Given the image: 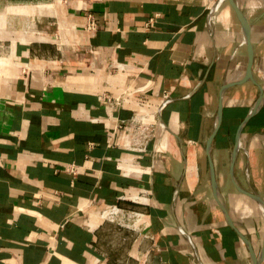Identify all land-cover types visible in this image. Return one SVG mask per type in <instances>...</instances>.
I'll return each instance as SVG.
<instances>
[{
	"label": "crops",
	"instance_id": "0c3cea01",
	"mask_svg": "<svg viewBox=\"0 0 264 264\" xmlns=\"http://www.w3.org/2000/svg\"><path fill=\"white\" fill-rule=\"evenodd\" d=\"M218 1L0 0V264H251L238 231L259 253L264 214L231 163L239 138L234 176L264 188V105L239 135L264 87V0H236L256 82L229 0L209 21ZM165 92V126L131 149L122 121L156 122Z\"/></svg>",
	"mask_w": 264,
	"mask_h": 264
},
{
	"label": "water",
	"instance_id": "95a60500",
	"mask_svg": "<svg viewBox=\"0 0 264 264\" xmlns=\"http://www.w3.org/2000/svg\"><path fill=\"white\" fill-rule=\"evenodd\" d=\"M231 6L233 7V9L235 10V12L237 13L241 23H242V26H243V30H244V33H245V40L249 46V65H248V68H247V75L245 77L244 80H252L254 82H256L254 76H253V72H252V62H253V49H252V44H251V37H250V26H249V23L245 17V15L243 14V12L241 11V9L239 8L238 4H237V1L236 0H229ZM229 84H226L223 86L222 90H221V100L223 99V96H224V93L225 91L229 88ZM264 105V87L260 86V96L259 98L257 99V101L255 102V105L253 106L252 110L250 111L249 115L245 118L243 124L241 125L240 127V132H239V135L241 133V130L243 128V126L246 124V122L248 121V119L255 113H257L261 108L262 106ZM222 109H223V103H221V109H220V112H219V115H218V119H217V124H216V128H215V131L213 132V135L212 137H214V135L216 134L219 126H220V123H221V119H222ZM238 135V137H239ZM239 138H238V144L237 146L235 147L234 149V153H233V156H232V163H231V175H232V178H233V181L236 185V187L238 188L239 191H241L242 193L250 196L251 198L255 199L263 213H264V198L259 194L257 193L255 190L251 189V190H247L245 188H243L241 185H239V183L237 182L235 176H234V161H235V157H236V154H237V151L240 149V145H239ZM207 151L208 153L211 152V143L208 144V147H207ZM210 170H211V183H212V187H213V191H214V195H215V198L216 200L218 201L219 205L221 206L223 212H224V215L228 221V223L235 227L234 223H233V219L230 217L229 215V212L227 210V207H226V204H225V200L219 190V187H218V184H217V181H216V178H215V170H214V166H213V163L211 162L210 164ZM241 235V237L243 238L244 242L246 243L249 251H250V255H251V264H261L262 261L264 260V243H263V248L261 249V251L259 253H256L255 250L253 249V246H252V243L250 241V239L242 234L240 231H238ZM199 259V258H198ZM200 264H204L200 259Z\"/></svg>",
	"mask_w": 264,
	"mask_h": 264
},
{
	"label": "built area",
	"instance_id": "2783aa9c",
	"mask_svg": "<svg viewBox=\"0 0 264 264\" xmlns=\"http://www.w3.org/2000/svg\"><path fill=\"white\" fill-rule=\"evenodd\" d=\"M97 21L93 14L88 15V23H87V30L95 31L97 29ZM106 102L113 105H121V100L119 98L113 99L112 97L107 96L105 98ZM172 101L169 93L165 92L163 95L162 100L160 101V105L157 109V113L159 115V119L157 116L156 122H149L145 115L134 114L129 121H122V125L124 128L127 129V142L126 145L131 149L147 152L149 150V144L155 137V125L165 126L161 118V113L164 108ZM67 171L73 175H76L78 172V166L76 164H70L67 168ZM142 200L146 202V196H142ZM107 216L116 219V217L125 218H132L140 220L144 218L145 214L139 211H132V210H125L119 208L118 206L110 207L107 212ZM198 264L200 261L198 259Z\"/></svg>",
	"mask_w": 264,
	"mask_h": 264
},
{
	"label": "rangeland",
	"instance_id": "374dc122",
	"mask_svg": "<svg viewBox=\"0 0 264 264\" xmlns=\"http://www.w3.org/2000/svg\"><path fill=\"white\" fill-rule=\"evenodd\" d=\"M215 18H216V16H214V19H215ZM249 183L252 184L253 188H252V187H251V188H252L253 190H255L256 192H257V191H260V190H262V192H264V188H263V189H262V188L260 189V188L257 186V185H258V181H257V180H256V181H254V180L251 181V180L249 179V182L246 183V186H247V187L250 186ZM260 192H261V191H260ZM255 203H256V202H255ZM256 205H257V207L260 209V205H259L258 202L256 203ZM260 211H261V210H260ZM260 213H262V212H260ZM261 216H263V215L261 214ZM260 229H261V231H262V229H263V224H262V227H261ZM261 235H262V232H261ZM260 246H261V244H260ZM261 264H264V260L262 261Z\"/></svg>",
	"mask_w": 264,
	"mask_h": 264
},
{
	"label": "bare ground",
	"instance_id": "6f19581e",
	"mask_svg": "<svg viewBox=\"0 0 264 264\" xmlns=\"http://www.w3.org/2000/svg\"><path fill=\"white\" fill-rule=\"evenodd\" d=\"M224 0H219L217 3L214 4V6L211 8L210 10V15H209V21L211 22V24H213L214 22V16H216L217 14V9L218 7L222 4ZM210 24V23H208ZM212 27V25H210ZM264 214V213H263Z\"/></svg>",
	"mask_w": 264,
	"mask_h": 264
}]
</instances>
